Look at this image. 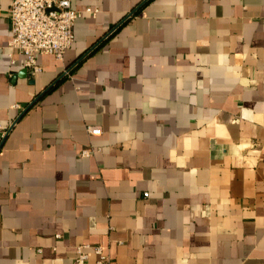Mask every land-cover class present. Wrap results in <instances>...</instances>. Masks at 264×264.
Returning <instances> with one entry per match:
<instances>
[{
    "label": "crops",
    "instance_id": "1",
    "mask_svg": "<svg viewBox=\"0 0 264 264\" xmlns=\"http://www.w3.org/2000/svg\"><path fill=\"white\" fill-rule=\"evenodd\" d=\"M11 1L0 264H264V0H71L98 11L35 75Z\"/></svg>",
    "mask_w": 264,
    "mask_h": 264
},
{
    "label": "built area",
    "instance_id": "2",
    "mask_svg": "<svg viewBox=\"0 0 264 264\" xmlns=\"http://www.w3.org/2000/svg\"><path fill=\"white\" fill-rule=\"evenodd\" d=\"M97 8L86 7L83 10L71 7V0H12L8 9L11 38L7 48L10 62L13 64V52L23 55V66L30 75L42 70L37 62L38 54H50L62 60L65 51L70 48L73 39V26L76 19L83 13L95 16ZM15 108H19L17 104ZM13 123L0 126V139L9 132ZM88 134L101 133L99 126L87 125ZM90 152L82 150V155ZM147 196V192L143 194ZM85 245L76 248L75 264H84L87 253L83 251ZM93 252L99 255L98 263L105 261L106 256L101 246H93Z\"/></svg>",
    "mask_w": 264,
    "mask_h": 264
}]
</instances>
